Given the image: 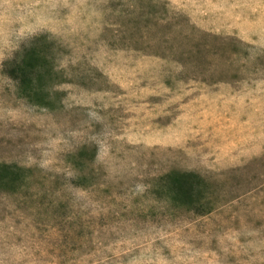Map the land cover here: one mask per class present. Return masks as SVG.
Masks as SVG:
<instances>
[{"label": "rangeland", "instance_id": "374dc122", "mask_svg": "<svg viewBox=\"0 0 264 264\" xmlns=\"http://www.w3.org/2000/svg\"><path fill=\"white\" fill-rule=\"evenodd\" d=\"M69 43L75 67L40 36L0 70V264H119L146 234L176 264H264V0H108Z\"/></svg>", "mask_w": 264, "mask_h": 264}, {"label": "clouds", "instance_id": "9594fccd", "mask_svg": "<svg viewBox=\"0 0 264 264\" xmlns=\"http://www.w3.org/2000/svg\"><path fill=\"white\" fill-rule=\"evenodd\" d=\"M108 0H0V70L5 61L16 59L20 53L22 58L24 48L31 47L32 41L40 36H46L49 41L67 51L57 55V70L75 67L72 62L64 63L65 58L74 55V49L69 43L71 37L87 30L92 18L102 15V8ZM64 64V68L60 67ZM8 79V78H7ZM103 125L99 133L93 134L89 141L97 145V154L92 166L103 169L105 174L113 176L109 166L111 149L105 142L106 131L101 120H95ZM101 157V152L105 151ZM43 168L44 165H41ZM60 175L71 201L83 211H95L96 201L84 186L71 183L79 179L81 173L74 166L68 167ZM145 185L137 183L133 190L139 194ZM119 264H176L174 256L167 251V244L156 234H146L145 242L140 246H131Z\"/></svg>", "mask_w": 264, "mask_h": 264}, {"label": "trees", "instance_id": "16d2710c", "mask_svg": "<svg viewBox=\"0 0 264 264\" xmlns=\"http://www.w3.org/2000/svg\"><path fill=\"white\" fill-rule=\"evenodd\" d=\"M3 176L6 175L5 172L2 173ZM191 177L196 180L197 177L192 172H178L170 171L159 177V180L167 187L168 195L176 201L181 202L180 204L195 205V188L194 183L186 184L182 181V178Z\"/></svg>", "mask_w": 264, "mask_h": 264}]
</instances>
